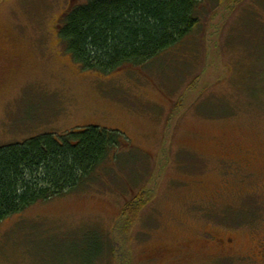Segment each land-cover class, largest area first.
Masks as SVG:
<instances>
[{
  "label": "rangeland",
  "instance_id": "374dc122",
  "mask_svg": "<svg viewBox=\"0 0 264 264\" xmlns=\"http://www.w3.org/2000/svg\"><path fill=\"white\" fill-rule=\"evenodd\" d=\"M89 2L0 0V147L128 139L88 186L0 222V264H264V0H205L178 46L109 74L59 35Z\"/></svg>",
  "mask_w": 264,
  "mask_h": 264
},
{
  "label": "trees",
  "instance_id": "16d2710c",
  "mask_svg": "<svg viewBox=\"0 0 264 264\" xmlns=\"http://www.w3.org/2000/svg\"><path fill=\"white\" fill-rule=\"evenodd\" d=\"M204 1L90 0L67 11L59 35L84 69H138L195 31ZM127 140L119 131L91 126L0 147V222L88 186ZM143 199L131 202L124 215L135 219Z\"/></svg>",
  "mask_w": 264,
  "mask_h": 264
},
{
  "label": "flooded vegetation",
  "instance_id": "af4514ba",
  "mask_svg": "<svg viewBox=\"0 0 264 264\" xmlns=\"http://www.w3.org/2000/svg\"><path fill=\"white\" fill-rule=\"evenodd\" d=\"M3 61H5L4 59H0V68L2 67V65L4 64V62ZM229 242H231V240H228Z\"/></svg>",
  "mask_w": 264,
  "mask_h": 264
}]
</instances>
